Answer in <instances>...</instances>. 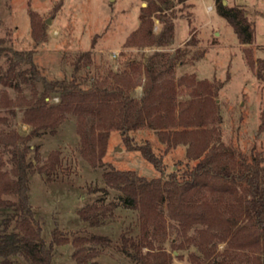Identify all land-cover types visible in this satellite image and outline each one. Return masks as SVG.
<instances>
[{"label":"rangeland","instance_id":"obj_1","mask_svg":"<svg viewBox=\"0 0 264 264\" xmlns=\"http://www.w3.org/2000/svg\"><path fill=\"white\" fill-rule=\"evenodd\" d=\"M149 1L0 0V73L11 65L16 71L13 86L0 82V117H4L0 131L30 134L32 126L23 121V99L38 95L43 87L42 81L34 79L30 62L24 57L18 59L16 53H30L32 64L48 81L69 82L73 78L81 88L88 89L105 77L119 83L122 80L136 99L154 75L157 86L153 95L169 94L175 103L176 125L170 130L191 132L197 149L207 146L204 153H212L221 161L227 155L248 161L262 158L264 182V70L260 67L264 60V0L223 3L245 9L254 25L251 43L237 41L232 26L215 9V0H170L162 5L161 12L153 14L151 37L156 39L170 22L173 33H166L160 45H127L126 39L146 16L143 8ZM245 50L254 66L248 63ZM197 83H207L209 91ZM46 100L55 104L59 98L50 94ZM77 124L76 116L68 114L54 132L40 130L21 144L30 148L26 159L32 162L28 199L33 221L40 226L46 242L55 226L68 237L67 243L54 247L52 264H76L72 240L92 234L104 235L108 241L82 245L91 253L88 263L139 264L119 245L121 235L142 234L141 213L124 207L120 192L107 187L102 175L110 166L131 169L147 178L158 177L159 173L115 129L109 131L105 154L96 159L89 143V123L82 128L84 140ZM130 134L138 143L149 141L164 161L165 174L190 168L204 155L188 157V144L179 141L168 146L157 130L147 126ZM2 141L0 138V166L7 171L11 168L10 153ZM53 151L58 154L57 172L47 177L39 169ZM210 195L205 196L208 202ZM8 197L16 200L15 195ZM229 203L227 199L219 208L224 217L231 215V210L223 207ZM83 209H87L88 220L80 214ZM158 211V218L146 221V229L153 246L169 252L173 264H206L227 247L204 225L183 229L171 220L166 200ZM95 212L99 223L90 225ZM10 213L0 208V232ZM14 222L9 223L7 233L14 229ZM247 252L257 255L250 249ZM0 264L30 262L16 253L0 256Z\"/></svg>","mask_w":264,"mask_h":264},{"label":"trees","instance_id":"obj_2","mask_svg":"<svg viewBox=\"0 0 264 264\" xmlns=\"http://www.w3.org/2000/svg\"><path fill=\"white\" fill-rule=\"evenodd\" d=\"M169 1L150 0L143 8L146 16L140 20L137 29L128 36L125 43H163L166 33L171 35L174 27L170 22L153 40L152 17L154 13L161 12L162 5ZM215 9L232 26L238 42H252L254 25L248 20L244 8L240 5L227 7L222 0H215ZM245 53L248 63L254 66L248 50ZM16 57H24L30 62L34 79L42 81L43 87L38 95L33 93L29 98L23 99V121L32 126L30 134L20 136L13 131H0L3 147L10 153L11 166L7 171L0 166V208L11 212L4 220V228L0 232V256L7 258L11 254L21 253L30 264H52L54 247L68 242L67 235L57 226L50 231L51 238L46 242L40 226L33 221L34 215L28 199V175L32 162L26 159L30 148L29 145L21 147V144L31 135H38L40 130L49 129L54 132L68 114H73L78 120L77 128L82 133V140L85 138L83 125L89 123L92 134L89 143L96 159L100 160L105 154L109 131L115 129L121 132L122 140L132 150L139 152L159 173L158 177L147 178L131 169L119 170L110 166L102 175L107 187L120 192L124 207L141 213L142 234L121 235L119 245L133 261L139 264H173L169 252L163 247L153 246V240L146 229V221L158 218V208L166 200L169 218L177 221L183 229L193 224L204 225L217 236L219 242L226 244L227 247L222 253L206 264H264L262 158L253 157L252 161H248L227 155L221 161L212 153H204L207 146L197 149L191 132L170 130L176 125L175 103L169 94H161L162 97L153 95L157 86L154 75H150L143 95L136 99L130 95L128 86L122 80L119 83L105 77L94 82L88 89H83L73 78L69 82L64 79L46 80L32 64L30 53H16ZM260 67L264 70V60H261ZM14 69V65H11L4 74L0 73V82L13 86L12 81L16 77ZM196 85L209 91L207 83ZM50 94L57 95V103H48L46 99ZM0 122H4V117H0ZM141 126L157 130L168 146H174L179 141L188 144L187 155L190 158H198L203 153L204 155L190 168L181 172L176 169L165 174L164 161L160 154L154 152L149 141L138 143L130 134ZM57 159V151L51 152L39 170L46 173L47 177L56 174ZM209 194L211 201L208 202L205 196ZM9 195H15L16 200L10 199ZM227 199L231 204H224L223 207L225 211L231 210V215L224 217L219 208ZM87 209L92 210V207ZM87 209L80 211L83 220L89 218L85 214ZM93 214L95 215L89 220L90 225L99 223L98 214ZM13 219L14 229L7 233L8 225ZM107 241L106 236L99 234H92L90 238L76 236L72 240V245L76 248L73 253L76 264H93L88 263L91 253L82 248L84 243ZM248 249L255 251L257 255L250 256Z\"/></svg>","mask_w":264,"mask_h":264},{"label":"water","instance_id":"obj_3","mask_svg":"<svg viewBox=\"0 0 264 264\" xmlns=\"http://www.w3.org/2000/svg\"><path fill=\"white\" fill-rule=\"evenodd\" d=\"M222 2L224 3L225 1H224V0H222ZM47 22H49V21L47 20Z\"/></svg>","mask_w":264,"mask_h":264}]
</instances>
